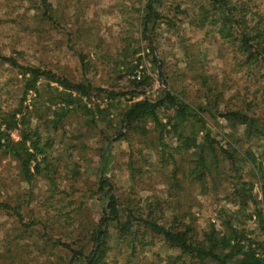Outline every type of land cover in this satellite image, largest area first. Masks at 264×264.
<instances>
[{"label":"trees","instance_id":"trees-1","mask_svg":"<svg viewBox=\"0 0 264 264\" xmlns=\"http://www.w3.org/2000/svg\"><path fill=\"white\" fill-rule=\"evenodd\" d=\"M68 1L0 0V9L24 33L40 39L55 29L71 38L74 32L65 26ZM130 2L135 16L128 22L125 7L119 6L121 26L136 23L148 42L152 72L165 85L157 98L146 95L153 76L140 64L144 56L135 64L121 61L129 64L132 80L130 88L117 89L92 82L86 72L92 61L88 67L76 45L86 75L80 79L44 61L36 65L23 51H0V160L8 156L18 163L16 180L2 186L0 177V215L10 218L6 229L0 223V264H145L153 256L155 264H264V0ZM83 6L74 0L71 17L81 16ZM16 9L33 10L32 24L25 12L13 15ZM183 22L201 31L203 41L211 36L224 46L222 78L206 73L208 63H202L191 75L199 83L194 94H188V84L169 83L154 45L161 24L180 36ZM88 26L76 28L78 36L84 30L91 35L96 26ZM76 112L93 141L64 146L69 158L61 176L56 137L60 132L64 137L66 120ZM16 130L19 139L13 137ZM114 137L128 144L126 167L133 183L152 168L162 172L167 192L162 200L143 204L119 191L108 175L116 165ZM71 150L78 151L76 159ZM90 162L100 168L98 179L81 184L82 165ZM39 179L49 183L44 202L34 200ZM200 196H210L218 206L219 226L214 220L199 228L194 208L202 205ZM95 198L103 201L99 216L89 214ZM83 213L87 225L79 231L74 220ZM157 245L175 252L150 256Z\"/></svg>","mask_w":264,"mask_h":264},{"label":"rangeland","instance_id":"rangeland-1","mask_svg":"<svg viewBox=\"0 0 264 264\" xmlns=\"http://www.w3.org/2000/svg\"><path fill=\"white\" fill-rule=\"evenodd\" d=\"M58 1L59 0H54L55 3ZM130 1L131 0H82L84 3L82 8L83 14L75 19L71 17L74 11V0H69L65 8V12L67 13L65 26L72 28L74 33L71 38L67 34H58L55 29L52 30L51 35L40 39L35 33H24L26 30H24L23 27L8 21L9 17L7 15L2 16L3 13L5 14L6 12L1 8L0 51L8 55H17L18 51H23L24 58L36 65L44 61L48 63L50 67L59 69L63 74L80 79L86 75L84 74V68L79 61V57L75 53L76 45V49L82 51L88 61V67L90 66L89 60L92 61V66L86 71L87 76L92 82L97 86H103L105 88L113 85L112 87L117 89L125 87L130 88V82L132 80L129 78V73L127 72V66L129 64L124 65L121 61L127 59L130 63L135 64L137 60L134 59L139 56H144L142 59L143 62L140 64H143L146 67V71L153 76L145 89L146 95L153 99L157 98L162 88H165V85L162 83L159 75L156 72H152V56H146L150 52L148 42L143 37L140 28L138 29V26H136V23L134 28H132V25L129 23L125 24L124 27L121 26L123 24L124 15L119 10V6L125 7L124 11L126 12L127 20L130 15L135 16L134 12L136 11H130L128 9V7L131 6ZM11 3L16 4L15 2ZM188 4H191V2ZM20 12L25 11L24 9H16L13 11V15ZM25 14L28 16L27 19L30 24H32L30 18L33 19V10H28ZM86 24L89 25L88 28L93 27V25L96 27H93L91 35L84 30L82 32L83 36H78L77 30L75 31V29L79 27L83 29V26H86ZM182 26L184 31L178 36L176 33L177 31H169L166 25L161 24L154 32V45L157 48L159 59L166 64L164 72L169 83L176 86V88L188 84L190 88L188 94H194L193 88L195 85L198 86L199 83L194 79L192 80L191 75L196 70H200L202 63H208L206 68H204L206 73H210L216 79L222 78L225 66L224 59L220 58L219 55L221 48H224V46L215 43L211 36L203 41V33L199 30H193L191 25L187 22H183ZM125 38H127V40ZM127 43L130 44L129 47H127L128 45L124 46ZM135 49H137V52L134 56H126V54ZM189 61H195L196 64L191 68L188 66ZM0 74H2L4 78V74L1 72ZM190 80L192 84H190ZM228 93L229 91L227 94ZM29 97L33 99L35 95L31 94ZM125 99L126 98H124V100ZM98 101L102 102L101 99H98ZM63 131L65 133L63 138L60 137L61 132L56 137L54 151L55 155L60 156L61 163L59 175L61 176L65 172V160L69 158L68 152H62L64 146H67V143H71L70 146L72 147L73 145L80 147L82 142H87L88 140L93 141L87 127L84 125L82 115L78 112L69 115ZM75 135L76 138H74ZM109 135H112V131ZM13 137L19 139V131L16 130L13 132ZM112 142H115L114 154L116 156V165L114 162L112 166L114 168L109 171L108 175L112 177V180L119 187V191L123 193L125 197L136 198L137 201L140 200L143 204L152 202L158 197L162 200L167 193L166 182L162 172L155 171L152 168L149 173L141 177L140 181H134L133 183L129 172L130 170L126 167L128 144L125 141H115V137L112 138ZM69 152L73 155V159H76L78 151L71 150ZM145 152L150 160H154V153L152 150L146 149ZM82 166L81 173L84 179L80 180L81 184L85 183V181L96 182L100 171L98 164L96 162H90ZM17 167V161L8 156H4L0 160L2 186L18 178ZM62 183L63 185H67L65 181ZM17 184V182L11 184L12 188H16ZM48 186L49 183L47 181L39 179L34 190V200L37 197L39 202H44L45 194H48ZM24 187L25 184H22L21 188ZM199 199L202 205L199 209L198 207L194 208V211H196L199 216V228L202 229L208 226L209 222L214 220L217 221L219 226L220 221L217 219L218 206L212 204L210 196H200ZM90 201L89 206L91 204L93 214H89L93 216L101 215L103 201L101 202L96 198ZM36 205L35 201L31 204L32 207ZM230 208L235 207L230 204ZM38 209L39 208H36L37 214H39ZM24 214H27V209H24ZM77 217V220H74L75 224L73 226L79 231H82L87 225L86 218L84 213L81 214L80 217ZM0 223L5 224V228L3 229H6L10 224V218L5 215H0ZM54 224L58 226L57 223ZM246 227H248V225H246ZM3 229H0V237L4 233ZM153 252H159L165 257L168 252L173 253L175 251L157 245L153 247L152 251L147 253L151 256ZM151 260L153 261L151 262ZM151 260L149 259L148 261V259H146L145 264H155L153 263L156 260L155 256H153ZM161 264L164 263L161 262Z\"/></svg>","mask_w":264,"mask_h":264},{"label":"built area","instance_id":"built-area-1","mask_svg":"<svg viewBox=\"0 0 264 264\" xmlns=\"http://www.w3.org/2000/svg\"><path fill=\"white\" fill-rule=\"evenodd\" d=\"M138 72L140 73V70H138Z\"/></svg>","mask_w":264,"mask_h":264}]
</instances>
